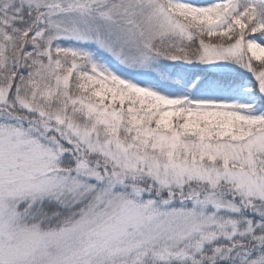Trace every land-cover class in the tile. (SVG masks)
Segmentation results:
<instances>
[{
	"label": "snow or ice",
	"instance_id": "obj_1",
	"mask_svg": "<svg viewBox=\"0 0 264 264\" xmlns=\"http://www.w3.org/2000/svg\"><path fill=\"white\" fill-rule=\"evenodd\" d=\"M0 264H264V0H0Z\"/></svg>",
	"mask_w": 264,
	"mask_h": 264
}]
</instances>
